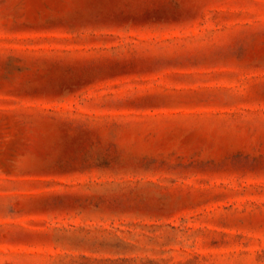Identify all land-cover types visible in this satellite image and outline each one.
Masks as SVG:
<instances>
[{
	"label": "rangeland",
	"instance_id": "1",
	"mask_svg": "<svg viewBox=\"0 0 264 264\" xmlns=\"http://www.w3.org/2000/svg\"><path fill=\"white\" fill-rule=\"evenodd\" d=\"M0 264H264V0H0Z\"/></svg>",
	"mask_w": 264,
	"mask_h": 264
}]
</instances>
